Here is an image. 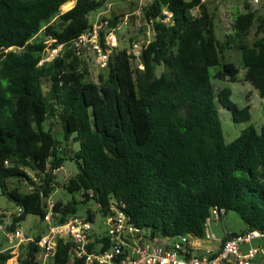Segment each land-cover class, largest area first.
<instances>
[{
    "label": "trees",
    "instance_id": "1",
    "mask_svg": "<svg viewBox=\"0 0 264 264\" xmlns=\"http://www.w3.org/2000/svg\"><path fill=\"white\" fill-rule=\"evenodd\" d=\"M109 1L0 0V189L23 211L7 229L30 215L43 220L53 172L70 161L78 170L63 187L71 199L54 203L52 225L93 202L100 215L115 205L150 239L200 237L213 208L235 213L244 231L264 232V123L226 143L219 107L235 124L248 122L251 114L231 101L230 88L216 92L210 74L220 67L219 81H235L237 68L221 60L238 43L245 78L264 114V17L238 15L233 36L220 42L213 14L201 0H152L143 8L144 19L166 9L173 25H155L154 40L139 59L142 69L131 67L125 50H115L106 75L94 84L72 43L91 27L89 15ZM119 19L111 18L110 26ZM253 25L256 39L248 45L244 40ZM57 48L58 56L39 66L44 51ZM54 120L63 142L45 129ZM18 177L31 193L7 190L6 181ZM77 194L82 201L75 200ZM20 249L17 264H37L35 244ZM70 250L58 242L52 264H84L69 262ZM11 259L9 251L0 252V264Z\"/></svg>",
    "mask_w": 264,
    "mask_h": 264
},
{
    "label": "built area",
    "instance_id": "2",
    "mask_svg": "<svg viewBox=\"0 0 264 264\" xmlns=\"http://www.w3.org/2000/svg\"><path fill=\"white\" fill-rule=\"evenodd\" d=\"M126 1L137 5L131 15L144 22L143 39L133 42L126 51L129 61L138 63V69H142L139 59L141 53L154 40L155 25L172 26L173 15L163 9L156 18L146 20L143 8L152 0ZM206 1L201 0L202 3ZM253 3L257 1L254 0ZM110 5L95 13L91 27L72 43V49L79 58L88 52L94 53L101 69L107 68L108 61L118 45L119 30L127 23V17H123L116 26H110V18L107 15ZM4 165L7 166V163ZM44 202L46 214L43 221L47 224V231L36 243L22 231L21 223H16L14 230H8L0 222V236L9 245L8 248H20L29 243L36 245L37 264H52L58 242L71 245L69 262L76 259L84 264H254L257 256L264 255V232L249 230L220 237L211 231V226L218 224L225 216V210L222 208L210 210L204 220L203 234L200 237L184 235L150 239L115 205L110 206L106 215H101L107 231L104 236L98 237L92 233L94 219L90 220L87 215H75L64 224L52 225L54 203L50 197L44 199ZM22 212L21 208H17L9 226ZM255 242L259 245H254ZM15 262L17 264V261Z\"/></svg>",
    "mask_w": 264,
    "mask_h": 264
},
{
    "label": "rangeland",
    "instance_id": "3",
    "mask_svg": "<svg viewBox=\"0 0 264 264\" xmlns=\"http://www.w3.org/2000/svg\"><path fill=\"white\" fill-rule=\"evenodd\" d=\"M254 0H207V8L214 17L215 34L220 42H224L227 36H233L232 24L238 15H242L247 11L253 12L256 16L264 17V0H256L257 3H253ZM110 8L107 13L109 18L127 17V23L122 26L119 30L117 41L118 45L116 50L121 51L128 50L129 46L133 42H138L144 37V22L131 14L135 11L137 5L134 3H129L126 0H110ZM73 2L70 3V7L65 9L63 7L60 12L64 13L70 10L73 6ZM122 17V18H121ZM95 20V14H90L88 17L89 23L92 25ZM256 26L253 25L244 42L248 45H252L255 36ZM60 48L56 50L46 49L41 56V61L39 66L51 62L54 58L58 56ZM80 59L85 63L88 78L87 81L98 84V77L100 75L105 76L107 69H101L97 62V57L94 53L88 52L84 57ZM130 62L131 67H138V63ZM222 63H232L238 70V74L234 79V82L229 80L219 81L216 78V74L220 71V67L212 68L210 74L212 77L213 88L216 92L220 91L222 88H230L232 92L231 101L235 103L240 108L245 106L249 107L251 119L248 122L235 124L231 121L230 114L219 107V119L221 123V128L226 143H231L234 139L238 137L240 132L248 126H253L256 129L264 123V114L262 110V101L259 99L257 91L253 88L249 81L245 78V71L242 69L240 63V51L239 44L232 43V48L226 50L224 53ZM159 73V72H158ZM52 129L55 137L58 141L63 142V136L61 133V127L57 120L49 121L45 125V129ZM70 150H75V145H69ZM76 166L70 162L65 161L62 168L55 172L54 181V192L50 196L52 203L62 202L65 204L71 199L65 189L63 188L70 178H73L77 174ZM28 177L32 179L34 183H38V178H36L31 172L26 171ZM35 180V181H34ZM7 190L17 189L22 195L32 192V187L23 178H11L6 181ZM76 201H82L83 198L81 194L74 196ZM17 207L15 203L9 200L7 197L2 195L0 189V222L3 226L8 227L12 217L14 216ZM89 211L93 217L94 222L92 224V233L98 237H102L106 234V226L104 219L98 212L97 206L93 202H88L85 205H79L78 216H86V212ZM20 228L29 238H34L45 234L47 231V224L36 216H27L25 221L21 223ZM246 230V225L242 220L233 212H228L223 219L218 224H213L211 226V231L216 235L223 237L230 234H239ZM8 244L4 242L3 237L0 236V251H9L12 256L11 260L17 261L24 253L20 248H8ZM22 247H25L22 245ZM10 261V260H9ZM7 262V264L9 263ZM16 263V262H15Z\"/></svg>",
    "mask_w": 264,
    "mask_h": 264
},
{
    "label": "crops",
    "instance_id": "4",
    "mask_svg": "<svg viewBox=\"0 0 264 264\" xmlns=\"http://www.w3.org/2000/svg\"><path fill=\"white\" fill-rule=\"evenodd\" d=\"M207 6V3H205ZM254 245H259L258 242H255ZM254 264H264V255H259L256 257V259L254 260Z\"/></svg>",
    "mask_w": 264,
    "mask_h": 264
},
{
    "label": "bare ground",
    "instance_id": "5",
    "mask_svg": "<svg viewBox=\"0 0 264 264\" xmlns=\"http://www.w3.org/2000/svg\"><path fill=\"white\" fill-rule=\"evenodd\" d=\"M63 7H65V9H68V8L70 7V3H68V4L64 5V6H62L61 9H62ZM9 264H16V263H15L14 260H11V261L9 262Z\"/></svg>",
    "mask_w": 264,
    "mask_h": 264
}]
</instances>
